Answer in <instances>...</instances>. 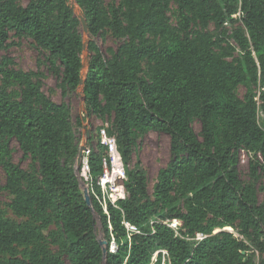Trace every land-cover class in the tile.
<instances>
[{
  "label": "trees",
  "instance_id": "obj_1",
  "mask_svg": "<svg viewBox=\"0 0 264 264\" xmlns=\"http://www.w3.org/2000/svg\"><path fill=\"white\" fill-rule=\"evenodd\" d=\"M70 1L33 0L21 7L17 0H0V54L12 33L28 36L59 61L64 94L78 92L83 70L81 23ZM75 2L90 39L85 115L77 124L83 128L89 121L90 143L93 117L110 122L128 176V198L117 207L109 204L108 214L98 200L105 154L98 128V150L88 160L92 212L75 174L70 109L49 99L31 74L3 61L0 77L23 89L20 101L0 94V163L5 189L14 196L12 210L30 221L17 224L0 213V264H65L64 257L69 264H264V205L252 186L242 184L238 168L242 150L264 159V0H121L122 14L115 10L112 19L102 0ZM173 3L179 8L177 29L167 15ZM238 22L243 27H235ZM211 25L218 38L206 32ZM227 25L235 27L231 33ZM194 27L201 31L193 37ZM106 29L128 39L112 58L92 40ZM150 35L167 42L153 44ZM145 61L153 64L149 79L143 77ZM241 85L249 87L244 99L236 94ZM147 130L169 135L175 158L159 174L154 202L145 171L128 169L136 133ZM10 140L24 157L36 159L39 179L11 161L8 145H1ZM178 195L186 200V212L178 207ZM95 215L107 241L106 261ZM168 220L182 222L178 234ZM52 224L61 231L57 256L42 244L43 230ZM126 224L138 233H129ZM236 224L239 237L213 235ZM197 234L206 238L197 240ZM29 245L35 248L19 257L18 248Z\"/></svg>",
  "mask_w": 264,
  "mask_h": 264
},
{
  "label": "rangeland",
  "instance_id": "obj_2",
  "mask_svg": "<svg viewBox=\"0 0 264 264\" xmlns=\"http://www.w3.org/2000/svg\"><path fill=\"white\" fill-rule=\"evenodd\" d=\"M33 0H17V4L21 7H26ZM103 7L107 16L112 19L114 11L121 10V0H102ZM70 6L74 10V14L77 16V4L75 0L70 1ZM82 11V10H81ZM169 17V25L172 29H177L180 23L179 8L176 4H172L167 12ZM237 18V16H235ZM235 27L241 28L242 23L238 22ZM227 25L229 33L235 28ZM201 31L198 27L193 28V37L197 32ZM206 32L212 34L215 38H218L219 32L215 29L214 25H211ZM80 34L83 36L82 28H80ZM84 38V36H83ZM149 39L153 44H163L167 42L161 37L153 35L149 36ZM88 40L89 36H88ZM102 53L108 58H112L118 51V49L128 42L126 38L116 37L112 29H106L101 37L92 39ZM232 44V40L229 39ZM223 48H227L226 44H222ZM217 54L221 53L220 49L216 50ZM89 54V52H88ZM234 57L238 58L239 54L236 52ZM11 60L10 69L24 73L31 74L33 82L40 88V90L56 104L66 105L71 112V125L75 135V146L78 149L77 157L75 158V169L77 158L81 146L87 142V148L95 151L98 150V141L96 134L98 128L101 125L108 124L110 122L107 119H99L93 117V128L91 132L94 134L92 142H88L87 128L88 122L84 123V127L80 128L77 124V119L84 114V97L82 90L78 92L67 91L63 93L62 84L60 78L57 76V72L60 69V63L57 59L53 58L51 54L38 46L28 36H16L11 34V38L8 42V47L4 49L0 54V63L5 60ZM153 64L149 62H143V77L149 79L151 77V69ZM23 86L0 77V94H6L10 101H20ZM253 89V88H252ZM249 91V87L245 85L238 86L236 88V94L240 99H244ZM37 107V106H36ZM196 133L201 136V124L199 121H195L193 124ZM218 127L221 128V124L218 123ZM8 145V151L11 161L16 165L21 166L28 174L39 179L38 164L34 157H24V154L20 148V145L15 140L2 142L1 145ZM174 155L171 152V137L167 134L158 133L155 131H143L137 132L135 137V144L133 147V156L130 159L128 169L133 171L136 168L143 169L148 179V192L150 195V201L154 202L155 187L158 183V177L162 170L166 169L173 161ZM239 177L242 184L245 186H252L255 191V197L259 205H264V159L255 152L242 150L239 155ZM83 181L80 177L81 183L86 184L88 187L89 195H92L91 180L87 167H84ZM6 175L0 163V213L7 220L15 222L17 224H25L30 221L28 218L18 216L12 210V203L14 196L5 189ZM82 190V188H81ZM179 197L178 207L186 212L185 199ZM181 224V221H178ZM37 225V223H36ZM222 231L233 233L236 237H239L238 224L231 227L217 228L213 235H216ZM44 241L43 246L47 249L50 255L57 256L61 254V231L59 228L52 224L43 230ZM97 235L98 238L103 239L102 225L99 218H97ZM198 237V236H197ZM35 248V245H29L18 248V255L21 257L26 252H30ZM6 259L9 257L6 255ZM65 264H69V259L64 257Z\"/></svg>",
  "mask_w": 264,
  "mask_h": 264
},
{
  "label": "built area",
  "instance_id": "obj_3",
  "mask_svg": "<svg viewBox=\"0 0 264 264\" xmlns=\"http://www.w3.org/2000/svg\"><path fill=\"white\" fill-rule=\"evenodd\" d=\"M108 129V124L99 127V142L103 146L105 154L102 158L103 173L98 179V185L101 188V197H98V200L103 206L106 214H108L109 204L117 207L120 201L128 198V192L125 187V183L128 180L125 164L119 151L117 137L110 134ZM90 154L91 149L87 148L84 152V161H87V163ZM178 221L179 220H168L165 224L174 229L178 234V230L182 227V222L180 224ZM126 227L129 233H138L136 227L130 224H126ZM197 236L196 239L200 241L206 238V236L202 234H197ZM117 249V244L113 242L111 252L115 253Z\"/></svg>",
  "mask_w": 264,
  "mask_h": 264
},
{
  "label": "water",
  "instance_id": "obj_4",
  "mask_svg": "<svg viewBox=\"0 0 264 264\" xmlns=\"http://www.w3.org/2000/svg\"><path fill=\"white\" fill-rule=\"evenodd\" d=\"M76 14H77V18L79 19V21L81 23V28H82L83 36H84V38H83L84 50H83V55H82L83 70H82V79H81L80 89L78 90V91H81V90H83L85 77H86L87 69H88V59H89V56H88V52H89L88 51V43H89L88 36H89V30H88L87 19L83 15L79 6H77ZM83 97H84V95H83ZM88 124H89V121H88ZM89 136H90V133L88 132L87 139L89 138ZM86 149H87V142H85L80 148L79 155L77 158V163H76L75 174H76L77 179L80 183V187L82 188V193H83L85 202L89 207H91L92 212L94 213V209L92 208V200H91V197L89 195L88 187L86 184L81 183V180H80V168L82 167V165L84 163V152L86 151ZM95 218H97L96 215H95ZM98 242H99L100 246L103 248L104 261H106L107 241H105L104 239L98 238Z\"/></svg>",
  "mask_w": 264,
  "mask_h": 264
},
{
  "label": "bare ground",
  "instance_id": "obj_5",
  "mask_svg": "<svg viewBox=\"0 0 264 264\" xmlns=\"http://www.w3.org/2000/svg\"><path fill=\"white\" fill-rule=\"evenodd\" d=\"M84 167H87L88 172H89V167H88L87 161H84L82 167L80 168V177L82 178L83 181H86V179H84L83 176H82L83 175Z\"/></svg>",
  "mask_w": 264,
  "mask_h": 264
}]
</instances>
